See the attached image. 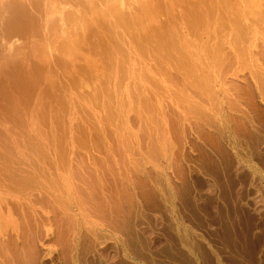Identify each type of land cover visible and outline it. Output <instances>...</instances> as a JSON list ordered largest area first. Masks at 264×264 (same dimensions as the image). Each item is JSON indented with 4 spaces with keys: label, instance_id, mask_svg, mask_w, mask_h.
I'll return each mask as SVG.
<instances>
[{
    "label": "rangeland",
    "instance_id": "rangeland-1",
    "mask_svg": "<svg viewBox=\"0 0 264 264\" xmlns=\"http://www.w3.org/2000/svg\"><path fill=\"white\" fill-rule=\"evenodd\" d=\"M3 1L0 52L22 51L0 71V264H264V18L251 9L255 35L231 13L186 33L166 24L173 0H120L123 21L57 0L53 15L77 1L86 18L70 45L29 31L45 6L23 30ZM167 29L187 49L153 51ZM47 37V53L30 46Z\"/></svg>",
    "mask_w": 264,
    "mask_h": 264
},
{
    "label": "bare ground",
    "instance_id": "bare-ground-1",
    "mask_svg": "<svg viewBox=\"0 0 264 264\" xmlns=\"http://www.w3.org/2000/svg\"><path fill=\"white\" fill-rule=\"evenodd\" d=\"M81 1V0H80ZM96 1V0H95ZM122 1V0H121ZM124 1V0H123ZM122 1V2H123ZM149 2H151V0H148ZM165 0H163V2H164ZM167 1V0H166ZM168 1H170V0H168ZM167 1V2H168ZM67 2V1H66ZM76 2L77 1H74L73 2V10H66L65 12H63V14L61 13L60 15L59 14H57V15H53V14H56V13H58V11L55 13V5L57 4V0H27L25 3H24V1H22V0H4L3 1V4H2V6H3V8H7V9H9L12 13H13V17H12V20H10V22H9V26L11 25V26H15V27H17V26H20V28L19 29H23V28H25L26 29V23H27V21H26V23H24V22H21V20L23 19V18H25V17H27V16H24V11L27 9V7L29 6V5H31V6H45L44 7V10L42 11L41 10V7H40V10L38 11V18H39V20H37L36 19V22H40L41 21V23H39V25L37 26V25H35V24H32L33 23V21H32V19H31V25H30V28L31 29H29V31H36V33H37V35H34V36H42L40 33H41V30L43 29V27L45 26L46 27V33H48L47 35H51V38L52 39H54V38H56V37H62V38H64L65 37V39L63 40V39H60L61 40V42L60 43H62L63 41H65V40H68V41H66V42H69L70 43V41H69V39L71 40V43H72V40H73V38L75 39L76 37L74 36L75 35V31H77V29H79L80 27H81V29H82V26H84V24L86 25V18H83V17H80V16H77V14H75L74 12L76 11V9H75V7H76ZM92 2H94V1H91V0H82V3L83 4H85V6L84 7H91L92 5H94L95 6V2L94 3H92ZM102 2V4H103V6L106 8V10H107V8L109 9L108 11H110V10H112L115 14H117L118 15V18H119V13H120V11L122 10L123 11V8L121 7V4H123L122 2H120V0H102L101 1ZM128 2H130V0H128ZM139 3V1H135V3ZM149 2H147V0L146 1H143V2H141L142 3V5L145 7V10L147 9V8H149V7H151L152 5L151 4H149ZM177 1H174L173 0V2H170V3H173V5L174 6H176L175 8H172V4H169L170 5V7L169 6H166V7H169V8H166L164 5H166V3L165 4H162V6H164L162 9L161 8H159L158 7V9H161L162 11H164V14L167 16H165V21H166V24H167V26H168V24H171L172 26H174L175 24H177V23H179V26L180 25H182L181 27L182 28H185L186 29V33H191L190 31L191 30H193L194 28L196 29V28H198V27H200V26H204V24L205 23H209L208 21L210 20V18L211 17H214V16H220V14H225V13H231L232 14V17L233 18H230L231 19V22L233 23V24H238V23H240L242 20L244 21H247L248 23H249V27L250 28H248V30L247 31H249L250 30V32H251V34H254L255 35V31H257V29H258V27L261 25V23H260V21H253V20H251L250 19V12H251V9L253 8L254 10H255V12L257 13V15L260 17V19L261 18H264V13H263V10L261 9L262 8V6H264V0H254V5H252L251 7L249 6V2H250V0H213V2H205V0H193L191 3H189L190 5H186V6H180L179 7V4H177L176 3ZM178 2H181V0L180 1H178ZM1 3V2H0ZM70 3H71V1H70ZM69 3V4H70ZM141 3H139L140 5H141ZM151 3H153V2H151ZM157 3H162V2H157ZM183 3V2H182ZM88 4V5H87ZM132 4V3H131ZM134 4V3H133ZM139 4H138V7H140L139 6ZM154 4H155V2H154ZM167 4V5H168ZM244 4V5H243ZM1 5V4H0ZM96 5H97V3H96ZM100 6H101V4H99ZM125 6H123V7H126V4H124ZM135 5V4H134ZM102 6V7H103ZM159 6H161V5H159ZM77 7H79V5H77ZM104 7H103V9H104ZM127 7H129V5L127 6ZM64 8V7H63ZM95 8H97V7H95ZM112 8H114V10L112 9ZM122 8V9H121ZM131 8V7H130ZM151 8H153V6L151 7ZM150 8V9H151ZM155 8V7H154ZM157 8V7H156ZM64 9H66V8H64ZM90 8H88V10H89ZM93 9V11H92V13H94V11H96V10H94V7L92 8ZM98 9V8H97ZM127 9V8H126ZM126 9H125V11H126ZM129 9V8H128ZM30 10H32V9H30ZM57 10V9H56ZM99 10V12H100V10L101 9H98ZM97 10V11H98ZM130 10H132V9H130ZM138 10V9H137ZM154 10V9H153ZM155 10H156V12H155ZM154 10V12H155V14L156 13H158V11H157V9H155ZM9 11V12H10ZM42 11V12H41ZM72 11V12H71ZM96 11V12H97ZM107 11V12H108ZM111 11V12H112ZM151 11V10H150ZM6 12H8V11H6L5 10V13ZM9 12L7 13V15L9 14ZM26 12H27V10H26ZM37 12V11H36ZM95 12V13H96ZM102 12V11H101ZM106 12V13H107ZM112 12V13H113ZM128 12H129V10H128ZM138 12V11H137ZM3 13V12H2ZM29 13V12H28ZM98 13V12H97ZM131 13V12H130ZM29 14H31V13H29ZM29 14H27V15H29ZM134 14H135V12H134ZM149 14H151V13H149ZM230 14V15H231ZM110 15V14H109ZM108 15V16H109ZM133 15V14H132ZM139 15V14H138ZM141 15V14H140ZM152 15V14H151ZM150 15V16H151ZM229 15V14H228ZM107 16V15H106ZM116 16V15H115ZM129 16V15H128ZM130 16H131V14H130ZM135 16V15H134ZM144 16H146V15H144ZM154 16H157V14L156 15H154ZM223 16V15H222ZM112 18L114 17V16H111ZM148 17V16H147ZM153 17V16H152ZM29 18H30V16H29ZM107 18V17H106ZM116 18V17H115ZM123 18V17H122ZM130 18H133V17H130ZM136 18V17H135ZM150 18V17H149ZM148 18V19H149ZM155 18V17H154ZM154 18H152L153 20H154ZM157 18V17H156ZM161 18V17H160ZM215 18V17H214ZM8 19V18H7ZM7 19H5V20H7ZM11 19V18H10ZM119 19H121V18H119ZM125 19H126V16H125ZM159 19V18H158ZM222 19V18H221ZM225 19V18H224ZM228 19H229V17H228ZM136 20V19H135ZM144 20V19H143ZM29 21V20H28ZM80 21H84V22H80ZM117 21H119V20H117ZM121 21H123V19H121ZM121 21H119V22H117V24L118 25H120L122 22ZM130 21V20H129ZM154 21H157V20H154ZM164 21V22H165ZM220 21V20H219ZM222 21V20H221ZM90 22V21H89ZM88 22V23H89ZM106 22V21H105ZM148 22H149V20H148ZM210 22H212V21H210ZM215 22V21H214ZM218 22V21H217ZM223 22V21H222ZM227 22V21H226ZM262 22H263V20H262ZM5 23H6V21H5ZM28 23H30V22H28ZM55 23V24H54ZM99 23H100V21H99ZM113 23V22H112ZM132 23H133V19H132ZM139 23V22H138ZM137 23V24H138ZM161 23V22H160ZM175 23V24H174ZM213 23V22H212ZM211 23V24H212ZM225 23V22H224ZM111 24V23H110ZM114 24H115V22H114ZM116 24V25H117ZM134 24H136L135 22H134ZM140 24V23H139ZM141 24H145V23H141ZM153 24H154V22H153ZM159 24V23H158ZM163 23H161L160 25H162ZM206 24V25H207ZM215 24V23H214ZM213 24V25H214ZM221 24V23H220ZM229 24V23H228ZM59 25V26H58ZM65 25H70L69 26V28H66L65 30L63 29V27L65 26ZM116 25H114L115 26V28H116ZM118 25H117V28L119 29V27H118ZM122 25V24H121ZM142 25V26H143ZM156 25V24H155ZM155 25H153V26H155ZM205 25V26H206ZM219 25V24H218ZM235 25V27H238V26H240L241 24H238V26H236ZM56 26H58V28L59 29H56L55 27ZM87 26V25H86ZM111 26H113V25H111ZM110 26V27H111ZM127 25H125V27H126ZM177 26V25H176ZM211 26V25H210ZM66 27V26H65ZM123 27V26H122ZM139 27H141V25L140 26H138V28ZM158 27H159V25H158ZM161 28L162 27H164L163 25L162 26H160ZM180 27V28H181ZM207 27V26H206ZM241 27H243V28H247V27H244V25H242ZM9 28V30H7V31H4V32H2V36H5L6 34H3V33H9V32H11V28L12 27H8ZM84 28H85V26H84ZM114 28V27H113ZM149 28H151V27H149ZM157 28V27H156ZM161 28H159V30H161ZM212 28H214V27H212ZM218 28H220V27H218ZM233 28V27H232ZM261 28V26L259 27V29ZM13 29V28H12ZM120 29H123V28H120ZM146 29V28H145ZM155 29V28H154ZM163 29V28H162ZM173 29H175V28H173ZM179 28H177V30H178ZM206 29V28H205ZM239 29H241L240 27H239ZM238 29V30H239ZM258 29V30H259ZM24 30V29H23ZM23 30H21V31H23ZM48 30V31H47ZM84 29H82L81 31H83ZM139 30V29H138ZM156 31V33L155 34H158V35H154V34H152V35H154L155 36V39L153 38V37H148V35H146V40H149V38H153L155 41H157V42H153L152 41V39H151V41H152V44L153 45H151V43L149 42V43H147L148 44V46L149 45H151V48H152V50L153 49H155V50H157V48L158 47H163V48H167L166 46H167V44L169 43H166L170 38H171V36H170V38H168L169 36H168V34H170V31H171V33L174 31L175 32V30H170L169 31V29H167L166 30V33L167 34H165V36L164 35H161L160 33V31ZM180 31H181V29H179ZM183 30V29H182ZM202 30V29H201ZM223 29H221V31H222ZM238 30H236L237 32H238ZM19 32H20V30H18ZM28 31V30H27ZM50 31V32H49ZM123 31H125L124 29H123ZM143 31V30H142ZM152 31V30H151ZM150 31V32H151ZM154 31V30H153ZM169 31V32H168ZM179 31V32H180ZM183 31H185V30H183ZM197 31V30H196ZM215 31V30H214ZM228 31H230V30H228ZM228 31H227V33H228ZM236 31H234V32H236ZM18 32V33H19ZM160 32V33H159ZM164 32H165V29H164V31H163V33L162 34H164ZM173 32V33H174ZM182 32V31H181ZM212 32V31H211ZM216 32V31H215ZM233 32V31H232ZM230 33L231 35H233L234 33ZM239 32H242L243 33V31H239ZM255 32V33H254ZM259 32V31H258ZM18 33H16V34H18ZM45 33V34H46ZM114 33H116V32H114ZM127 33H129L128 31H127ZM153 33V32H152ZM176 33V32H175ZM178 33V32H177ZM184 33V32H183ZM194 33H195V30H194ZM193 32H192V34H194ZM247 33V32H246ZM21 34V33H20ZM24 34V33H23ZM22 34V35H23ZM25 34H26V32H25ZM44 34V33H43ZM44 34V35H45ZM121 34H123L122 33V31H121V33H120V35ZM138 34V33H137ZM142 33H140L139 35H141ZM179 34V33H178ZM197 34V33H196ZM241 34V33H240ZM7 35H9V34H7ZM19 35V34H18ZM43 35V36H44ZM46 35V36H47ZM129 35V34H128ZM135 35V34H134ZM133 35V36H134ZM167 35V36H166ZM172 36H173V34H171ZM176 35V34H175ZM174 35V36H175ZM181 35H184V34H181ZM195 35V34H194ZM222 35V34H221ZM227 35H229V34H227ZM253 35V37H255ZM26 36V35H25ZM64 36V37H63ZM74 36V37H73ZM82 36V35H81ZM80 36V37H81ZM126 36V35H125ZM160 36V37H159ZM173 36V37H174ZM189 36V35H188ZM237 36V35H236ZM247 36V37H246ZM8 37V36H7ZM21 37H23V36H21ZM20 37V38H21ZM30 37V36H29ZM49 37V36H48ZM47 37V38H48ZM124 37V36H123ZM136 37V36H135ZM159 37V38H158ZM232 38H233V36H231ZM235 37V36H234ZM23 38H25V37H23ZM41 38V37H40ZM40 38H39V40L38 41H35V42H33L32 44H30V46L32 47H34L36 50H37V52L38 51H42V52H46V50L48 51L49 49L51 50V48H53L52 46L49 48V45L51 44V42L49 41L51 38H48V41H46V42H44V44L43 43H40ZM125 38V37H124ZM128 38V37H127ZM126 38V39H127ZM138 38V37H137ZM148 38V39H147ZM161 38H164V40L162 39V41H163V43H162V41L160 40ZM175 39H176V37H174ZM174 38H172L174 41H179V43L181 42L183 45L185 44V43H187L186 41H188V40H185V36H177V39L175 40ZM201 38V37H200ZM246 38H251V37H249V34L247 33V35H244L243 34V36L242 35H239L238 36V38H237V40H239L240 41V39L241 40H243L244 41V39H246ZM255 38H257V37H255ZM2 39V38H1ZM5 39V38H4ZM51 39V41H53L52 42V45H54L53 43L55 42L54 40H56V39H58V38H56V39H54V40H52ZM105 39V38H104ZM122 39V38H121ZM132 39V38H131ZM140 44H144L145 42H144V40H143V38L140 36ZM168 39V40H167ZM172 39H170V40H172ZM231 39V38H230ZM234 39V38H233ZM252 39V38H251ZM250 39V40H251ZM254 39V38H253ZM252 39V40H253ZM12 40V39H11ZM63 40V41H62ZM137 40V39H136ZM139 40V39H138ZM166 40V41H165ZM169 40V41H170ZM172 40V42H173V45L171 44V43H169L168 44V48L169 49H171L172 47L174 48V50H173V48H172V50H173V52L174 51H176L177 49L176 48H179V50H180V47H185L186 45H180V47H178L179 46V43L177 42V43H174V41ZM208 40V39H207ZM248 40V39H247ZM249 40V41H250ZM251 40V41H252ZM57 41V40H56ZM59 41V40H58ZM74 41V40H73ZM115 41V40H114ZM120 41V40H119ZM150 41V40H149ZM234 41H235V39H234ZM49 43V45L47 44H45V43ZM66 42H64L65 44H66ZM128 42V39H127V41L125 42V43H127ZM144 42V43H143ZM201 42V41H200ZM3 43V42H2ZM56 43V42H55ZM60 43H58V45L60 44ZM70 43V45H72ZM94 43V42H93ZM199 43V41H197V44ZM202 43V42H201ZM244 43V42H243ZM252 43V42H251ZM16 44V43H15ZM123 44V43H122ZM129 44H131V43H129ZM146 44V43H145ZM144 44V45H145ZM176 44H178V46L176 47ZM187 44H189V43H187ZM200 44V43H199ZM256 44V43H255ZM3 45V44H2ZM63 45V44H62ZM69 45V44H68ZM135 46H136V44H134ZM144 45H140V47L139 48H141V46H144ZM170 45H172L171 47H170ZM248 46H249V44H247ZM251 45V44H250ZM13 46V45H12ZM29 46V45H28ZM61 46V45H60ZM60 46H58V47H60ZM146 47H147V45H145ZM145 46L143 47L144 48V50H146L145 49ZM153 46V47H152ZM230 46V45H229ZM253 46V45H252ZM16 47V46H15ZM47 47H48V49H47ZM244 47V46H243ZM10 48V47H9ZM25 48V47H24ZM33 48V49H34ZM55 48H57V46L55 47ZM62 48H64V47H62ZM70 48H71V46H70ZM72 48H73V46H72ZM163 48H161V50H163ZM167 48V49H168ZM212 48V47H211ZM236 48V47H235ZM234 48V49H235ZM240 48V47H239ZM6 49H8V48H6ZM14 49V48H13ZM33 50L34 52L36 51V50ZM60 49V48H59ZM142 49V48H141ZM141 49H139V51H141ZM182 49V48H181ZM185 49H187V47H185ZM188 49H190L189 47H188ZM209 49V48H208ZM213 49V48H212ZM234 49H232V50H234ZM2 50V49H1ZM10 50V49H9ZM56 50H58V49H56ZM61 50V49H60ZM122 50H123V48H122ZM143 50V49H142ZM143 50V51H144ZM151 50V49H150ZM155 50H153V51H155ZM165 50V49H164ZM178 50V51H179ZM207 50V49H206ZM214 50V49H213ZM217 50V49H216ZM219 50V49H218ZM236 50V49H235ZM22 51V49L20 48V47H17L13 52H12V54H11V51H4V50H2V52H0V71H1V68H3V66H5V65H7L8 64V62H10L11 60H12V58H14L15 56H19L18 54L20 53ZM31 51H32V48H31ZM52 51H53V49H52ZM55 51V50H54ZM53 51V52H54ZM67 51V50H66ZM104 51V50H103ZM131 51V50H130ZM152 51V52H153ZM158 51V50H157ZM171 51V50H170ZM201 51H203V50H201ZM24 52H25V50H24ZM28 52V51H27ZM50 52V51H49ZM56 52V51H55ZM146 52V51H145ZM159 53H160V51H158ZM164 52V51H163ZM177 52V51H176ZM175 52V53H176ZM181 52V54H182V51H180ZM189 52V54L191 53L192 54V50H189L188 51ZM195 51H193V53H194ZM234 52V51H233ZM232 52V53H233ZM237 52V51H236ZM47 53V52H46ZM144 53V52H143ZM165 53V52H164ZM196 53H198V52H196ZM200 53V52H199ZM212 53H214V52H212ZM219 53V52H218ZM243 53H244V51H243ZM261 53V52H260ZM127 54V53H126ZM142 54V53H141ZM154 54H155V52H154ZM157 52H156V55L155 56H157ZM176 54H179L180 55V53H176ZM204 54V53H203ZM238 54V53H237ZM240 54H241V52H240ZM28 55V54H27ZM136 55V54H135ZM194 55H195V53H194ZM143 56V55H142ZM154 56V55H153ZM170 56H172L171 54H170ZM176 56V55H175ZM174 56V57H175ZM185 56V55H184ZM141 57V56H140ZM139 57V58H140ZM147 57V56H146ZM168 57V56H167ZM186 57V56H185ZM185 57H183V58H185ZM200 57V56H199ZM19 58H21V57H19ZM48 58V57H47ZM145 58V57H144ZM158 58V57H157ZM157 58H155V59H157ZM178 58V57H177ZM176 58V60H178ZM188 58H191V57H189L188 56ZM192 58H196L195 56L193 57L192 56ZM192 58L190 59V60H192ZM135 59V58H134ZM146 59V58H145ZM161 59V58H160ZM169 59V58H168ZM140 60V59H139ZM147 60V59H146ZM182 60V59H181ZM194 60V59H193ZM184 61V60H183ZM186 61V60H185ZM195 62H196V59L194 60ZM199 61V60H198ZM12 62V61H11ZM43 62V61H42ZM168 62V61H167ZM171 63H173V65H175L174 63V61L172 62V61H170ZM170 62H168L169 63V65H171L170 64ZM192 62V61H191ZM141 63V62H140ZM144 63V62H143ZM184 63V62H183ZM186 64H187V62H185ZM184 63V65L185 66H187L186 64ZM194 63V62H193ZM199 63L197 62V65H198ZM172 65V67H175V66H173ZM190 65H192V64H190ZM190 65H188L189 67H190ZM168 66V65H167ZM177 66V65H176ZM180 66L182 67V64L180 63ZM193 66H196L195 65V63H194V65ZM17 67V66H16ZM27 67V66H26ZM146 67V66H145ZM148 67V66H147ZM169 68H171V67H169ZM183 68V67H182ZM187 68V67H186ZM19 69V68H18ZM5 70V69H4ZM11 71V70H10ZM167 71V70H166ZM28 81V80H27ZM23 87V86H22ZM7 117V116H6ZM6 120V119H5ZM4 132V131H3ZM8 132V131H7ZM4 183H6V182H4ZM25 183V182H24ZM4 186V185H3ZM84 186V185H83ZM5 187V186H4ZM5 188H8V187H5ZM38 188V187H37ZM44 188V187H43ZM9 189V188H8ZM19 190V189H18ZM27 190V189H26ZM33 191V190H32ZM3 193V192H2ZM2 193H0V195L2 194ZM38 193V192H37ZM3 195V194H2ZM1 195V196H2ZM10 195V194H9ZM27 195V194H26ZM29 195V194H28ZM0 196V197H1ZM49 197V196H48ZM98 201V200H97ZM45 202V201H44ZM8 203V202H7ZM30 203V202H29ZM31 204V203H30ZM9 205V204H8ZM8 205H6V204H3V205H1V203H0V206L2 207V208H5V209H3V210H5L6 211V209L8 208L9 209V211H10V208L8 207ZM6 206H7V208H6ZM10 206V205H9ZM102 207V206H101ZM7 209V210H8ZM41 209V208H40ZM0 212H2V210H0ZM4 214V213H3ZM74 219V218H73ZM17 222V221H16ZM6 226V225H5ZM7 228V227H6ZM5 230V229H4ZM28 234V233H27ZM3 245V244H2ZM17 252V251H16ZM11 261V260H10ZM2 263V262H1ZM5 263V262H4Z\"/></svg>",
    "mask_w": 264,
    "mask_h": 264
}]
</instances>
